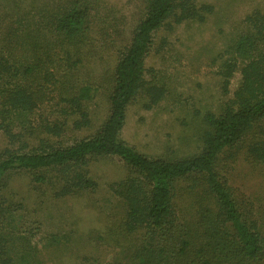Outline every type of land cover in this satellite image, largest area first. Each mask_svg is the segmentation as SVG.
<instances>
[{
	"label": "trees",
	"instance_id": "1",
	"mask_svg": "<svg viewBox=\"0 0 264 264\" xmlns=\"http://www.w3.org/2000/svg\"><path fill=\"white\" fill-rule=\"evenodd\" d=\"M58 2L61 11L44 8L48 26L21 35L25 56L11 47L0 53V264H43L32 238L16 224L24 217L8 193L11 177L30 174L34 183L51 185L56 200L86 196L99 186L93 165L106 157L128 169L109 186L118 218L79 245L70 234L49 236L46 248L55 249L56 264H65L73 247L74 263L81 258L83 264L97 263L101 247L103 254L106 248L113 253L105 264H264L262 192L239 191L219 171L221 159L242 156L264 191V10L247 14L236 37L211 54L224 95L238 69L241 79L221 112L202 119L198 151L165 159L141 154L122 139L127 111L139 102L152 110L168 95L146 66L156 34L184 23L202 25L215 7L197 0H140L128 24L124 15L99 16L94 23L100 0ZM107 58L114 61L100 82L84 74ZM101 87L108 116L92 135L68 143L69 130L92 126L90 105ZM56 99L61 117L50 109L33 127L32 117Z\"/></svg>",
	"mask_w": 264,
	"mask_h": 264
},
{
	"label": "rangeland",
	"instance_id": "2",
	"mask_svg": "<svg viewBox=\"0 0 264 264\" xmlns=\"http://www.w3.org/2000/svg\"><path fill=\"white\" fill-rule=\"evenodd\" d=\"M139 1L100 0L99 14L97 17L94 12L93 22L98 23L99 16L110 18L111 15H124L128 24L139 13ZM197 2L213 5L215 12L202 25L184 23L172 31L167 28L160 30L154 37V45L146 60L148 69L155 70L157 81L167 86V97L152 110L144 109L139 102L131 105L127 111L122 139L150 158L179 159L198 151L197 140L202 119L208 112H221L224 104L233 97L241 79L238 69L230 80L229 94L224 95L221 78L217 75L218 66L211 62V54L225 48L236 37L241 30L240 23L247 14L257 8L264 10V0ZM57 6L58 0H0V53L9 54L11 47L15 48L12 51L18 53L19 58L23 56L24 51L20 47L26 43L22 44L21 35L25 32L34 33L39 27L48 26L44 8L61 11ZM36 21L38 23L34 25ZM95 26L98 29L99 24ZM28 54L29 52L27 56ZM112 60L107 58L94 66L88 65L84 74L88 73L91 80L100 82L105 71L111 69ZM78 77L83 79V67ZM103 91L101 87L90 105L92 126L80 131L69 130L68 143L92 135L108 116L109 106ZM57 102L56 99L52 108L47 107L32 117L30 124L37 127L40 115L49 116L50 109L57 111L55 117H61V106L56 105ZM3 143L0 134V149L4 146ZM253 168L242 156L234 162L221 159L219 165L220 173L227 176L230 184L239 191H261L260 196L264 197L263 189L258 186L257 172ZM92 173L99 183L95 193L64 200L52 198V186L34 183L28 173L13 175L9 180V196L20 206L17 207L18 213L24 217L16 224L18 228L21 225V233L26 232L32 238L31 248H36L33 249L35 253L38 249L43 264H56L57 261L53 256L55 249L46 248L48 237L52 234H70L79 245L83 237L88 238L93 230L110 228L118 218V204L111 196L109 186L124 178L128 169L120 159L106 157L100 158L93 165ZM77 224L80 227L76 229L74 226ZM72 249L64 256L65 264H83L81 258L74 263V256L70 253L76 254L77 249ZM102 249L101 247L95 255L98 262L92 264H105L112 260V251L106 248L104 255Z\"/></svg>",
	"mask_w": 264,
	"mask_h": 264
}]
</instances>
